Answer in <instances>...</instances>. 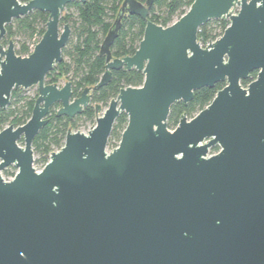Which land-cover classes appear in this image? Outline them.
<instances>
[{
    "label": "water",
    "instance_id": "1",
    "mask_svg": "<svg viewBox=\"0 0 264 264\" xmlns=\"http://www.w3.org/2000/svg\"><path fill=\"white\" fill-rule=\"evenodd\" d=\"M71 1L0 0V40L12 19L48 13L29 54L0 43V108L12 90L36 87L28 120L0 131V172L17 168L10 180L0 173V264H264V0H193L167 26L148 19L153 0H123L100 44L104 71L77 96L68 80L45 82L70 36L60 16ZM125 14L146 21L143 35L132 55L113 57ZM211 19L228 25L201 47ZM122 67L142 84L94 104L95 123L68 128L36 170L32 141L54 105L72 120ZM217 83L203 109L167 127L172 104ZM121 112L126 126L108 149Z\"/></svg>",
    "mask_w": 264,
    "mask_h": 264
},
{
    "label": "trees",
    "instance_id": "2",
    "mask_svg": "<svg viewBox=\"0 0 264 264\" xmlns=\"http://www.w3.org/2000/svg\"><path fill=\"white\" fill-rule=\"evenodd\" d=\"M26 2L28 0H20ZM123 0H74L69 2L60 16V26L68 24L70 36L62 48V59L45 76V82L60 83L70 81L73 96H77L86 86H92L98 82L104 71V56L99 54L100 44L111 26L115 15ZM144 2L145 0H138ZM193 0H153L148 19L158 25L167 26L186 12ZM48 13L33 10L24 16L12 19L5 25V35L0 40L4 46L12 40L14 50L18 55L30 53V45L35 44L45 29ZM145 20L138 15L125 14L121 20V27L110 46L113 57L132 55L142 38ZM228 25L227 20L211 19L200 27L197 40L206 43L222 35ZM110 81L92 92L91 103L80 114L68 120L66 116H56L55 109H51L48 122L40 128L32 141V148L36 156L34 163L43 166L51 151L59 149L64 142L68 128L77 130L79 126L93 124L95 119L94 104L107 106L109 100L115 97L120 88L126 86H139L143 82L144 75L134 68L122 67L112 70ZM255 71L252 72L254 77ZM248 80H242V86H246ZM223 86L217 83L213 87H202L194 91L191 101L184 104L182 101L171 105L167 117V127L173 129L182 113L192 117L203 109L214 97L216 91ZM23 89L12 90L9 104L0 108V131L7 125L19 126L24 124L31 115L36 98V92L31 95H23ZM127 123V115L121 112L115 119L107 148H114L120 139L121 132ZM22 144V140L19 141ZM217 146L211 148L216 152ZM8 170V169H5ZM8 173V171H5Z\"/></svg>",
    "mask_w": 264,
    "mask_h": 264
},
{
    "label": "rangeland",
    "instance_id": "3",
    "mask_svg": "<svg viewBox=\"0 0 264 264\" xmlns=\"http://www.w3.org/2000/svg\"><path fill=\"white\" fill-rule=\"evenodd\" d=\"M20 2H22V1H20ZM235 12H237V10L235 11ZM175 21V20H174ZM198 41V40H197ZM14 43V42H13ZM15 44V43H14ZM203 47V46H202ZM64 82L63 81H61L59 84L61 85V84H63ZM24 91H23V95H27V96H31V95H33L35 92H36V87H30V88H28V89H23ZM105 107L106 106H102V109H105ZM94 123H95V121H94ZM93 123V124H94ZM92 124H89V123H85V124H83V125H81V126H79V128L77 129V130H79V131H82V132H86L89 128H90V126H91ZM213 153H215V152H211V149L209 150V154H213ZM35 158H36V156L34 155V160H35ZM33 166L35 167V169L36 170H40L43 166H40V165H38V164H35L34 163V161H33ZM5 169H8V170H5ZM5 169H3L0 173H1V175L2 176H4V177H10V175H12L14 172H16L17 171V168L15 167V166H13V165H10V166H8V167H6ZM5 171H8V173H6Z\"/></svg>",
    "mask_w": 264,
    "mask_h": 264
},
{
    "label": "built area",
    "instance_id": "4",
    "mask_svg": "<svg viewBox=\"0 0 264 264\" xmlns=\"http://www.w3.org/2000/svg\"><path fill=\"white\" fill-rule=\"evenodd\" d=\"M236 10L238 11V6H236V7H234V8L232 9V13L235 14V13H236V12H235ZM227 21H228V20H227ZM199 30H200V28H199ZM199 30H198V31H199ZM217 38H218V37H217ZM217 38H215V39H217ZM215 39H213V40L210 39V42L214 41ZM198 43H199V45H200L201 47H202V46H203V47H207V45L209 44V40H208L206 43H202L201 41L198 40ZM34 45H35V44H31V45H30V51L33 49ZM9 166H10V165H9ZM13 166H14V165H13ZM7 167H8V166H7ZM5 168H6V167H5ZM5 168H4V169H5ZM15 173H16V172H14L12 175H10V177H8V176H7V177L2 176V177H3L4 179L10 180V179H12V178L14 177Z\"/></svg>",
    "mask_w": 264,
    "mask_h": 264
}]
</instances>
